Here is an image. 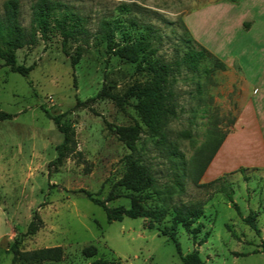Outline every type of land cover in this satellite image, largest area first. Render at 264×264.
I'll list each match as a JSON object with an SVG mask.
<instances>
[{
	"label": "rangeland",
	"instance_id": "rangeland-1",
	"mask_svg": "<svg viewBox=\"0 0 264 264\" xmlns=\"http://www.w3.org/2000/svg\"><path fill=\"white\" fill-rule=\"evenodd\" d=\"M33 1L20 0L21 21L27 28ZM63 1L88 19L90 38L78 62L73 65L70 56L77 42L70 39L64 46L53 28L47 37L37 32L33 44L16 50L17 62L30 66L27 75L0 64V264H9L13 237L16 231H26L35 211L40 226L23 235L20 247L61 245L62 257L16 264H183L174 241L161 232L171 223L173 207L151 227L146 216L109 220L102 205L76 190L93 191L109 207L130 206L132 196L118 184L127 168L125 155L132 152L118 130L121 125L137 124V150L152 165L161 187L174 178L175 156L155 144L133 92L148 72L108 48L100 21L105 17L112 26L115 19L121 23L114 33L115 46L136 39L145 24H151L157 49L153 56L173 61L186 48L188 33L199 31L204 40L205 8L222 0ZM205 65L216 62L209 58ZM203 67L199 72L184 65L174 70L177 112L169 120L168 136L177 141L192 173L185 178L184 191L173 193L172 202L203 206L196 238L177 226L181 251L197 248L203 264H264V119L259 109L251 111L252 123L239 118L246 113L243 90L222 89L223 67L212 72ZM48 112H64L62 120L73 123L81 155L53 161L62 133ZM215 148L195 181L198 159L205 160ZM141 202L160 204L151 197ZM250 210L259 233L243 219ZM86 246H95V253H84Z\"/></svg>",
	"mask_w": 264,
	"mask_h": 264
},
{
	"label": "trees",
	"instance_id": "trees-1",
	"mask_svg": "<svg viewBox=\"0 0 264 264\" xmlns=\"http://www.w3.org/2000/svg\"><path fill=\"white\" fill-rule=\"evenodd\" d=\"M87 21L85 14L80 13L74 5L63 0H34L31 3V23L29 28H27L21 21L20 0H4L3 11L0 14V59H2L0 64H7L12 70L27 75L30 66L17 62L16 50L22 46L33 44L37 39V32L41 36L47 37L49 31L55 28L61 34L64 46L70 39L77 42L74 53L70 55L71 62L74 65L82 54L83 44L89 42L90 29L87 26ZM131 22L135 23L133 20ZM100 23L108 48L127 60L137 61L138 66H142L148 72V77L135 85L133 92L138 98L137 107L143 114V121L148 126L151 134L155 136V144L159 147L163 146L175 156L174 161L170 159L171 166L175 167L173 171L174 178L171 182L163 183V187H161L152 165L145 162L137 150L135 143L139 131L137 124L131 126L121 125L118 126V130L123 136L125 144L132 152L125 155L127 168L119 178L118 184L128 189V193L132 196L130 206L109 207L105 204V200L99 198L93 191L85 187H79L76 190L84 192L90 200L102 205L106 209L109 220L122 219L124 215L133 217L146 216L151 220L150 224H148L151 227L154 220L164 218L168 210L173 207L174 213L171 223L164 226L161 230L162 234L167 235L174 241L183 264H203L204 261L198 249L194 248L189 252L182 253L177 238L176 230L178 225L183 226L192 234L193 238L197 237V233L203 225L202 222L198 221L203 214V206L200 202H172V196L176 190L179 193L184 191L185 178L192 173V169L185 154L179 149L177 141L169 138L168 123L177 112L176 91L173 89L175 81L174 70H179L184 65L189 71L199 72L201 66L204 65L203 69L205 72H212L216 66L223 67L224 64L220 58L193 37L191 33H188L184 39L186 48L181 56L173 61H166L159 56H153L157 49L152 44L153 30L151 24H145V29L136 39H127L124 43L115 46L114 33L121 26V23L118 19H115V24L112 26L111 20L105 17L101 19ZM126 37H130L129 32L126 33ZM209 58L215 60L216 66L205 65ZM143 62L144 65H142ZM200 87L201 84H198V92H202ZM47 114L54 120L58 130L62 133V140L55 146L57 155L53 161L62 162L71 153L81 155L82 152L77 149L73 123L62 120L64 112L56 114L48 112ZM216 148L205 160L201 157L198 159V172L193 176L195 181L199 179ZM109 196V198L112 197V195ZM227 196L240 213L239 204L233 199L232 193L227 192ZM148 197L158 199L160 204L146 206L141 200ZM243 219L257 233L260 232V228L255 222V213L253 211L250 210L247 215L243 216ZM40 223L41 218L38 212L35 211L27 225L26 231H16L10 244L12 256L9 264H16L19 261H55L62 257L63 249L61 245L42 246L32 249H22L20 247L23 235L35 233ZM206 236L207 232L202 240H205ZM261 246V250L264 251V238ZM83 251L87 255H92L95 253L96 248L95 246H86Z\"/></svg>",
	"mask_w": 264,
	"mask_h": 264
},
{
	"label": "crops",
	"instance_id": "crops-1",
	"mask_svg": "<svg viewBox=\"0 0 264 264\" xmlns=\"http://www.w3.org/2000/svg\"><path fill=\"white\" fill-rule=\"evenodd\" d=\"M205 9L204 40L192 34L223 62L222 89L243 90L246 113L239 118L252 123L251 111L259 109L264 119V0H222Z\"/></svg>",
	"mask_w": 264,
	"mask_h": 264
}]
</instances>
